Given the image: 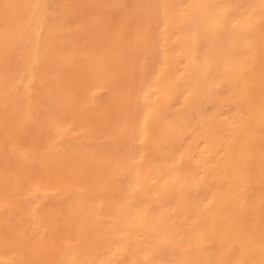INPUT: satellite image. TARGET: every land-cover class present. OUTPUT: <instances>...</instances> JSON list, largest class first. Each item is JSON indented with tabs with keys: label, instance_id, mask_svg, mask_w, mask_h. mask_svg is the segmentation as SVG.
I'll list each match as a JSON object with an SVG mask.
<instances>
[{
	"label": "bare ground",
	"instance_id": "1",
	"mask_svg": "<svg viewBox=\"0 0 264 264\" xmlns=\"http://www.w3.org/2000/svg\"><path fill=\"white\" fill-rule=\"evenodd\" d=\"M0 264H264V0H0Z\"/></svg>",
	"mask_w": 264,
	"mask_h": 264
}]
</instances>
